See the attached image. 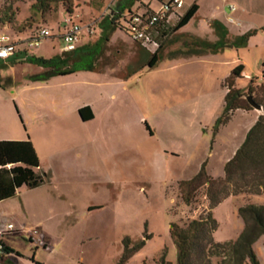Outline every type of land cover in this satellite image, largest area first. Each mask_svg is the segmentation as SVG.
I'll return each mask as SVG.
<instances>
[{"label":"rangeland","instance_id":"obj_1","mask_svg":"<svg viewBox=\"0 0 264 264\" xmlns=\"http://www.w3.org/2000/svg\"><path fill=\"white\" fill-rule=\"evenodd\" d=\"M142 1L155 11L161 9L160 0H134L132 9L138 8ZM228 1L238 8L233 17L241 16V28L245 22L264 25V0ZM183 2L184 8L179 11L182 16L194 3L201 6L194 21L183 29L184 35L168 37L162 43L161 60L155 69L146 67L132 76L125 86L113 87L117 98L115 109L129 121L130 132L113 130L108 135L109 145L105 141L106 134L101 132L94 156L84 155L77 162L74 160L76 153L70 151L64 141H58L56 145L64 149L55 157L60 174L53 178L47 174L44 186L33 190L24 188L1 207L5 223L14 227L12 233L2 239L20 254V264H119L125 238L130 239L131 247L141 245L125 264H160L162 257L168 264H177L178 250L171 236L172 228L185 227L209 210L206 187L196 192L192 205L188 206L181 198L179 182L196 176L204 163L210 177L223 178L226 164L244 143L246 129L256 114L238 113L227 127L218 131L214 130L215 124L209 126V118H206L203 126L208 129L204 128L203 132L198 125L200 120L190 115L184 94L200 95L211 85L210 78L214 79L217 91V78L222 75L223 67L210 65L217 59H193L200 64L182 67L181 64L188 61L180 58L173 61L172 58L184 51L191 54L194 50H207L192 40L197 36L212 39L208 24L212 25V17L220 16L228 7L223 0ZM247 2L250 15L243 11ZM32 3L31 0H0V27L7 26L5 34L14 40L31 37L44 25L51 29L56 37L46 39L40 47L31 50V54L37 56L64 55L66 44L59 36L72 22L99 24L97 34L84 35L80 43V47L95 46L102 33L101 22L114 6L112 0H73L71 6L61 4L41 15L32 10ZM174 21L173 18L171 23ZM198 30L200 32L196 33ZM263 51L264 33H260L251 43L249 52L237 46L224 57L229 63L235 60L237 52L243 59L248 58V68L239 86L247 89L254 79V92L245 94L252 95L256 101H261L264 89V82L259 80L264 70ZM151 56L125 31L117 28L95 63L96 72L106 74L97 76L103 84L114 79L110 75L128 78L145 66ZM40 69L26 64L13 70L0 64V85L8 91L16 86L18 92L23 93L21 103L35 121V128L39 132H53L56 137L55 128H60L64 121L66 124V111H69L66 78L31 82L28 75L47 71ZM180 77L183 78L182 96L179 94ZM83 91L80 96L84 95ZM89 92L90 87H87V96ZM182 98L183 106L180 107L178 103ZM217 108L218 105L214 110ZM141 116L152 126L154 136L145 132ZM28 120L32 122L31 118ZM62 134L66 135V131ZM89 134L90 130H84L79 135L87 138ZM108 150L113 152L112 159L107 158ZM165 151L176 155H166ZM248 204L264 205V194L231 195L213 208V217L218 223L214 232L216 242H231L239 237L245 224L238 209ZM254 251L260 264H264V237L254 245ZM207 260L194 254L192 264H208ZM210 260L211 264H219L221 258L210 257Z\"/></svg>","mask_w":264,"mask_h":264},{"label":"trees","instance_id":"obj_2","mask_svg":"<svg viewBox=\"0 0 264 264\" xmlns=\"http://www.w3.org/2000/svg\"><path fill=\"white\" fill-rule=\"evenodd\" d=\"M31 1L33 2L32 10L41 15L56 9L61 4L71 6L73 3V0ZM133 3L134 0H131L130 3L127 0L125 3H119L117 9L112 10L114 15L103 19V23L101 22L102 33L95 46H83L74 52L48 59L37 56L29 57L28 63L47 70L32 76L31 80L43 82L52 77L70 75L79 71L96 72L95 63L102 54L103 47L110 41L111 34L118 28L115 23L116 11L122 13L126 7L131 8ZM198 10L199 6L194 3L179 19L173 31L184 28L194 18ZM211 26L219 40L214 44L203 42L202 45L215 54L226 48L245 47L248 39L257 34V31H252L230 42L227 38L228 32L220 22L214 21ZM159 51L151 56L147 64L150 69L159 63ZM243 70V65L237 66L225 81L224 86L228 89L225 108L215 123V131L226 125L237 110H253L245 93L247 91L249 94L254 92L255 80L251 79V85L246 90L236 88V81L243 77ZM256 102L262 106L263 114L248 131L244 143L236 151L234 157L226 164L225 177L213 179L207 171V164L204 163L196 176L179 182L181 198L188 206L192 205L196 192L201 187H206L209 210L206 215L191 220L185 227L174 226L172 228L171 236L178 250L177 264H192L194 254L202 256L203 259H209L207 260L208 264H211L210 257L221 258L219 264H260L254 251V245L264 237V205L248 204L238 209L245 228L239 237L231 242L218 243L215 241L214 232L218 228V223L213 217V208L231 195L264 194V89L261 101ZM79 115L84 122L94 119V114L89 107L80 109ZM145 127L153 135L148 123H145ZM9 166H11L10 169ZM39 167V157L30 141H0V202L15 197L17 191L22 187L37 189L43 186L47 176L37 172ZM123 245L124 251L119 264H125L132 252L141 247V245L131 247L132 243L129 238L124 239ZM10 253L15 252L4 245V254L0 256V262H5V255ZM15 255L21 257L19 253H15ZM160 264H168L165 262V257L160 259Z\"/></svg>","mask_w":264,"mask_h":264},{"label":"crops","instance_id":"obj_3","mask_svg":"<svg viewBox=\"0 0 264 264\" xmlns=\"http://www.w3.org/2000/svg\"><path fill=\"white\" fill-rule=\"evenodd\" d=\"M223 1L228 7V11L224 9L223 13H221L220 16L216 15L212 17L210 22L211 23L214 21L220 22L223 28L228 32L227 38L230 42L234 41L237 37H241L249 32L257 31L256 35L248 39L247 44L244 47V49H247V51L249 52L251 43L254 40H256V38L260 35V33H264V30H263L264 25L256 26L249 22H245L246 25L241 28V21H240L242 20L241 16L233 17V13L238 11L236 4L228 3L229 2L228 0H223ZM119 3H125V0H123L122 2H119L116 0V2L114 3V6L111 8L110 13H112V10L117 9ZM140 4L151 7L150 5H147L146 3H144L143 1L140 2ZM230 6H233L235 8L234 12L230 11ZM129 9H132V7L131 8L126 7L125 11ZM200 10H201V6L199 5V10L197 14L194 16V18L184 28L178 31L172 32L174 26L178 22V20L174 18L175 21L170 23L168 30L160 37L161 45L164 41H166L168 37L170 38L173 36H176V37L183 36L184 35V33L182 32L183 29L187 28L192 23V21H194V19L197 17ZM243 11L244 13H247L248 15H250L251 8L248 5V2H247V6L245 10ZM229 17L234 18L235 23H230L228 21ZM232 25L238 27V30L235 31ZM208 27H209L208 29L212 31V34H213L212 39H209V38L206 39V38L197 36L196 39L192 40L194 44H202L203 42L214 44L219 40V37L216 34L214 28L210 24H208ZM8 29L9 28L7 26L0 27V35L8 33ZM199 32H200L199 30L196 31V33H199ZM28 38L30 37L20 38V39H17V41H24V40H27ZM142 49L148 52L144 48ZM232 49H233L232 47L226 48L225 50L220 51L216 54L212 53L209 50H202V49L194 50L192 51L191 54H187V51H184L185 54L182 53L179 57L172 58L173 61L178 60L179 58L180 60L188 61V62L182 63L181 64L182 67L185 64H196V63L200 64L198 61L193 62V59L195 60L196 59H203V60L208 59V61L212 59H217L216 62L210 65L223 67V72L221 73L222 75L220 74L221 76L217 78L218 79L217 80V83H218L217 91H215V86L213 84L214 79L210 78L211 85L209 87H205L202 90L201 94L195 97L193 96L190 97L191 95L189 96V94L183 93L181 89L183 85V78L181 77L178 78V84L180 86L179 94H181V96L184 94L185 97L183 96V98H185L184 101H186V104H189L187 105V107L190 109L189 110L190 115L200 120L198 122V125L201 128L202 132L204 128L208 129L207 127L203 126L204 120L206 118H209V121H208L209 126H213L216 120L222 115L224 111L225 97L228 92V89L224 86V84H225L226 79L230 76L231 72L233 71L234 66L238 64L243 65L244 66L243 72L247 71L248 63L246 59L248 58L243 59V56L240 55V52L239 53L237 52V57L231 63H229L227 59H224V57L227 56L226 54L229 53V51H231ZM150 54L153 55L152 53ZM55 55L37 56L34 53L31 54V50H27L26 47H19L18 51L16 52L14 56H12L7 61L0 62V64L3 65L4 67H8L14 70L21 65L30 64L28 63L27 59L31 56L43 57V58L48 59V58L54 57ZM262 57H264V51H263ZM148 62L146 63L145 66H143L138 71L134 72L128 78L112 77L110 75V77L114 79H110L109 82H106L104 84L101 83V79L97 75L106 74V73L79 71V72H76L70 75L56 76L62 79L66 78V106H68L69 108V111H66V124H65V121L62 119L64 123L60 125V128L59 127L55 128V131L58 134L56 137L52 131H51L52 134L49 133V131L39 132L37 128H35L34 126L35 121L32 120L33 119L32 116L29 115V113L24 109L23 104L21 103L22 102L21 96L23 93L18 92L16 86L13 88L11 87L10 91H8L4 85H0V141H16V142L30 141L40 160V167L37 169V172L46 174L47 179H48V175L52 176L53 178L54 176H57L58 174H60V168L55 164V157H57V155H60L64 149L60 148L61 146H59L58 144L56 145L58 141H64V143L66 144V147L69 146L68 148L70 149V151H74L76 153L74 157V160L76 162L77 160H81L84 157V155H87V154H90V156L93 157L96 152V145L99 141V134L101 132L106 134L105 141L107 142L108 145H109L108 135L112 133L113 130H122L123 132H128V133L130 132L131 126H130L129 121L125 119V117L122 115V112H120L121 114H119L117 108L115 109L117 98L114 94L113 87L115 88L119 86V84L121 86H125V83L130 78H132V76H134L135 74H137L138 72H140L141 70L147 67ZM157 66L158 64L156 65V67ZM156 67H154L153 69H155ZM39 68H41L40 71L45 70L42 67H39ZM147 68L150 69L149 67ZM44 72H41V73H44ZM212 72L213 71H211V73ZM41 73H35V74L28 75V78L31 80L32 76L38 75ZM247 76L248 75H246V77ZM250 76L251 75H249V78ZM53 78L55 77H52L49 81H51ZM240 79L236 81V88L246 89V88L239 86ZM206 80L207 82H209V78H207ZM12 82H13V79H12ZM31 82H34V81L31 80ZM190 83L193 84V80ZM87 87L88 88L90 87V92L88 93V96H87ZM82 90H84L83 91L84 95L80 96V93H82L81 92ZM74 93L75 94L77 93V95L74 96ZM183 98L178 103L180 107L183 106ZM216 105H218V108L214 110ZM84 107H89L92 110L94 114V119L84 122L80 118L79 110ZM238 113H243V115H249V114L251 115L252 113H256L255 116H252L254 119L250 123L248 128L246 129V134L255 125L259 116L263 114L254 109L253 110H237L232 116V118ZM28 118H31L32 122H30ZM229 122L226 125L221 126L219 130H223L225 127H227L229 125ZM140 123L143 126L145 132L150 137L154 136V134L151 135L149 131H147L145 127V123H148L151 131H152V126L150 125L148 120L145 119L144 116L140 117ZM30 124H32L34 127H30L31 126ZM84 130L86 131L90 130V134L87 138L85 135L83 136L79 135L80 132H83ZM65 131H66V135H63L62 133ZM127 139L128 140L130 139L129 135L127 136ZM39 148H41V151ZM165 154L166 155H176L175 153L169 152V151H165ZM112 155H113V152L111 150H108L107 158L112 159L113 158ZM8 168L10 169L11 166H9ZM47 179H46V182L48 181ZM24 188L28 189L27 187H22L17 191V194ZM15 197L11 199H14ZM11 199L0 202V228L4 230L7 228L8 225H12V224L7 223V222L5 223V216H4V212L1 209V207L4 205V203H6L7 201ZM11 233L12 232H8L7 235ZM1 241L5 246L13 250V248L10 245H8L7 242H4L3 239ZM14 252L18 253L17 251H14ZM15 253L6 254L4 258L5 262L3 263L0 262V264H20L19 262L20 257L16 256Z\"/></svg>","mask_w":264,"mask_h":264},{"label":"built area","instance_id":"obj_4","mask_svg":"<svg viewBox=\"0 0 264 264\" xmlns=\"http://www.w3.org/2000/svg\"><path fill=\"white\" fill-rule=\"evenodd\" d=\"M113 3L116 0H112ZM161 9L155 11L149 6L140 5L136 9H129L122 13L116 11L115 23L118 28L125 31L132 40L140 45L148 52L155 54L161 48L160 37L168 30V27L173 18L179 19L182 17L179 12L184 8L183 0H160ZM230 11L234 12L235 8L230 6ZM114 15V13H110ZM230 23H235L234 18L229 17ZM98 23L92 22L83 25L80 22H72L66 28L64 33L60 34V38L66 44L64 53H71L80 47L83 36H95L98 30ZM56 37L52 30L47 26L40 27L36 34L24 41L14 40L7 34L0 35V62L9 60L16 54L19 47H26L27 50H33L41 46L43 41L48 38ZM259 80L264 82V70L259 77ZM13 225H8L5 230L0 229V256L4 254V245L2 238L8 232H12Z\"/></svg>","mask_w":264,"mask_h":264},{"label":"water","instance_id":"obj_5","mask_svg":"<svg viewBox=\"0 0 264 264\" xmlns=\"http://www.w3.org/2000/svg\"><path fill=\"white\" fill-rule=\"evenodd\" d=\"M246 99H247L248 103L250 104V106H251L254 110L263 113V108H262V106H261L260 104H258V103L255 101V99H254V97H253L252 95L247 96Z\"/></svg>","mask_w":264,"mask_h":264}]
</instances>
